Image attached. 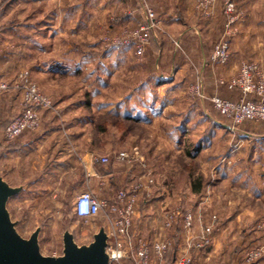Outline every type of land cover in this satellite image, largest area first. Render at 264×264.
<instances>
[{
  "label": "rangeland",
  "instance_id": "rangeland-1",
  "mask_svg": "<svg viewBox=\"0 0 264 264\" xmlns=\"http://www.w3.org/2000/svg\"><path fill=\"white\" fill-rule=\"evenodd\" d=\"M199 1L0 0V82L14 85L19 74L27 73L53 104L52 110L42 113L38 129L7 142L3 138L5 119L1 117L2 100L9 93L16 94L20 102L21 97L12 90L5 92L0 100V144L9 146L4 153L0 152V167L2 164L3 173L13 174L8 180L12 187L22 188L17 196L9 200L7 209L12 222L16 224V231L22 238L28 239L36 229H40L38 245L43 256L62 255L63 234L66 231L72 234L75 243L81 246L91 243L93 236L100 227H103V219L99 218L100 215L93 220L83 221L73 214V202L83 191L80 183L81 178L85 176V171L77 158L80 149H95L96 156L109 159L108 164L105 165L107 167L113 163L117 164L119 177L117 181H124L127 177L124 184H118L121 189H126L124 186L126 183L134 184L136 180L134 173H139V178L144 184L150 179L153 182L154 178L157 179L155 187L149 186L139 195L137 205L143 200L173 196L174 183L180 177L178 170L180 166L185 167L186 164L180 161L174 163L169 151L171 145L169 139L159 136L156 126L124 122L119 118L107 119L110 114H106L107 110L101 108L102 102L106 103L112 97L114 100L116 97L120 99L123 97L120 92L122 86L135 87L141 81L133 73L126 78L125 73L121 71L108 78L106 69L111 61L105 56L121 53L125 49L136 60L147 53H157L158 46L153 41L154 33L156 30L162 31V25L160 27L159 24L162 21L161 17H166V14H169L168 20L169 18L175 21L185 20L192 32L194 31L191 27L200 29L203 26L204 29L201 31L205 40L203 50L210 55L215 42L224 32L223 9L226 0H211L208 17L198 8ZM232 1L235 3L238 21L232 36L229 37L228 52H231L230 45L233 40L241 37L244 41L242 45L236 47V51L238 50L237 52L242 56L241 63H257L262 69L264 68V0ZM147 8L155 13L157 26L150 34L149 44L143 55L138 56L131 36L144 21ZM177 33L174 32V41L181 38ZM190 35L193 38L197 37L195 32ZM254 42L258 44H253ZM193 48L195 44L188 47L183 44L176 46L174 42L168 41L167 51L189 55L194 53ZM257 54H259L258 58H254ZM208 64H211L210 56ZM108 86L110 89H107ZM194 98L202 101L197 97ZM17 111L19 112V108ZM209 114L212 118H223L213 106ZM18 115L13 116L12 119ZM226 124L230 128L228 131H232L234 127L230 122ZM135 149L139 152L140 161L134 160L130 164L116 161L115 156L118 154L132 153ZM69 157L75 160L76 169L72 173L59 172L56 165L65 162ZM156 158L161 162L157 166H155ZM200 164H202L200 161L190 162L189 168L197 169ZM127 166L133 168L131 177L126 174L129 169ZM208 177L198 181L199 177L196 176L194 183L196 185L199 182L206 183ZM179 181L180 185L183 184L181 178ZM160 185H163L162 188ZM115 187L113 195L109 198L114 201L117 192L121 190ZM185 192L186 190L182 188L180 191L175 190V194L179 195ZM162 207L164 220L165 214L173 212L180 214L175 218L171 229H162L170 234L168 237L173 246L175 230L180 228L182 248L175 259L176 264L185 254L191 258L189 264H192L193 252L207 250L212 246V234L218 225L217 216L212 215L207 223L200 220L195 223L194 217L192 230L194 238L200 235L205 227H211L209 246L197 249L195 247L197 241L194 239L188 242L182 228L183 215L191 212L183 211L179 205ZM149 216L154 217V210H151ZM214 217L215 222H213ZM144 220L140 217V224L139 221L136 222L141 226L143 233L138 228L133 231L132 225L130 234L124 240L127 254L123 264H137L135 249L138 240L149 246L159 236L150 239L151 232L144 227ZM247 226L258 232L259 236L252 239L253 245L244 244L241 252L242 260L244 264H264L263 258L253 263H247L244 259L249 249L264 246V211L256 221L249 222ZM153 260L158 261L152 257L150 264Z\"/></svg>",
  "mask_w": 264,
  "mask_h": 264
},
{
  "label": "crops",
  "instance_id": "crops-1",
  "mask_svg": "<svg viewBox=\"0 0 264 264\" xmlns=\"http://www.w3.org/2000/svg\"><path fill=\"white\" fill-rule=\"evenodd\" d=\"M168 15L161 17L159 26L162 25V33L157 30L154 33L153 41L158 46L157 53H147L137 60L126 49L121 53L105 56L111 61L106 69L108 78L121 71L125 73L126 78L133 73L141 81L135 87L122 86L120 92L123 97H116L115 100L112 97L106 103L102 102L101 108L107 110L106 114L116 113L124 122L156 126L158 135L165 136L171 142L169 151L174 163L180 161L186 164L178 170L180 177L174 183L172 197L160 196L139 202L136 206L133 231L138 228L143 233L139 225V219L142 217L143 220L146 218L144 227L150 230L151 240L159 234L168 237L170 234L161 229L164 221L163 205H179L183 211H190L195 217V223L197 220L207 223L212 215H216L218 225L212 234V246L207 250L193 252L192 264H244L241 256L244 244L253 245L251 243L254 238L259 236L258 232L247 228V224L256 221L264 211V207H257L264 206V122H246L229 132L230 128L226 124L228 121L219 117L212 118L209 114L212 105L195 99L188 89L189 85L200 79L207 96H218L230 101L241 98L240 92L219 86L218 80H227L238 74L242 66V56L236 51V47L242 45L244 40L241 37L233 40L225 65L208 64L210 55L203 50V26L200 29L191 27L197 35L196 39L193 34L190 35L194 32L185 20H168ZM175 31L181 37L176 41ZM168 41L174 42L176 46L183 44L188 47L195 44L194 53H169ZM255 43L257 42L253 44ZM190 50L192 51L191 48ZM258 55L254 58H258ZM262 69L264 70L263 67ZM107 89H110V86ZM17 108L20 112V98L13 93L7 94L2 100L1 109V117L5 119V123L18 115ZM7 147L9 146L1 143L0 152L4 153ZM94 156L96 152L93 148L80 149V155L77 156L85 171L80 183L82 189L90 188L108 206L116 207V199L114 201L109 198L113 195L115 186L117 190L121 189L118 184H124L127 177L118 182V165L113 163L107 167L95 162ZM70 157L56 165L59 172L72 173L76 169V162ZM193 161H200L202 164L197 169L189 168L190 162ZM159 163L160 160L156 158L155 166ZM2 167L1 164L0 175L9 184L8 180L13 174L3 173ZM127 167L129 169L126 174L131 177L133 168ZM196 176L200 178L198 181L208 176L210 178L208 177L206 183L199 182L200 184L196 185ZM134 177L135 181L141 180L139 173H134ZM179 178L183 180L181 185ZM156 183L157 179L154 178V184L150 185V188L155 187ZM124 186L129 189L132 184L126 183ZM160 186L162 188L163 185ZM181 188L186 192L183 195L175 194V190L180 191ZM151 210H154L153 218L149 216ZM107 215L112 217L114 211L106 209L99 216L103 219L102 226L105 231L108 230ZM179 231L180 228L175 230L173 246L165 257L162 260H153L152 264H176L175 259L182 248Z\"/></svg>",
  "mask_w": 264,
  "mask_h": 264
},
{
  "label": "built area",
  "instance_id": "built-area-1",
  "mask_svg": "<svg viewBox=\"0 0 264 264\" xmlns=\"http://www.w3.org/2000/svg\"><path fill=\"white\" fill-rule=\"evenodd\" d=\"M211 0H200L198 8L203 15L209 16V6ZM224 23L223 35L215 42L210 54L211 64L225 65L229 59V37L234 32L238 16L235 11V3L232 0H226L223 9ZM157 26L156 16L153 10L146 9L144 21L132 32V39L135 43V53L142 56L146 46L149 44V38L152 30ZM218 85L225 87L229 91H238L242 97L230 101L218 96H207L203 83L197 79L189 87V92L193 97L202 101H208L213 108L230 124L236 128L246 122H264V72L257 63L242 64L237 75L225 80L219 79ZM15 91L21 97L22 111L12 119L3 129V138L5 141H12L26 132L35 131L41 123L42 113L53 109L51 100L44 95L37 85L28 77L27 73L19 74V77L13 84L0 82V100L1 96L8 91ZM95 162L102 165L108 164L109 159L101 156L93 157ZM116 161L130 164L134 160H141L139 152L135 149L132 153H121L115 156ZM150 179L144 184L140 179L129 189H121L116 194V207L108 206L103 200H100L91 190L87 188L78 194L73 202V214L79 220L89 221L98 217L106 209L114 211V215L106 216L107 220V246L106 253L110 264H123L126 258L125 238L130 234L133 220L136 215V206L139 195L147 190L153 184ZM180 214H165L163 230H169L173 227L175 218ZM182 228L189 241L196 240L197 249L205 248L210 243L211 227H205L200 235L194 238L192 235L194 216L191 213L183 215ZM216 218H213L215 222ZM191 245V242L189 243ZM172 247L171 240L159 234L158 238L147 245L142 240H138L135 249V261L137 264H150L152 257L162 260ZM53 257H56L55 255ZM264 259V246L253 247L245 253V261L253 263L259 259ZM191 258L185 254L179 258L178 264H189Z\"/></svg>",
  "mask_w": 264,
  "mask_h": 264
},
{
  "label": "water",
  "instance_id": "water-1",
  "mask_svg": "<svg viewBox=\"0 0 264 264\" xmlns=\"http://www.w3.org/2000/svg\"><path fill=\"white\" fill-rule=\"evenodd\" d=\"M21 187L10 186L0 175V264H110L106 253L107 233L101 227L87 245H77L68 231L63 234V251L58 257L43 256L38 245L40 229L28 239L16 231L7 205Z\"/></svg>",
  "mask_w": 264,
  "mask_h": 264
},
{
  "label": "trees",
  "instance_id": "trees-1",
  "mask_svg": "<svg viewBox=\"0 0 264 264\" xmlns=\"http://www.w3.org/2000/svg\"><path fill=\"white\" fill-rule=\"evenodd\" d=\"M109 118H118L117 116H116V113H112V114H110V116L107 118V119H109ZM11 121V120H10ZM10 121L9 122H7V123H4V128L10 123ZM3 128V129H4ZM99 166V168L101 169V166L100 165H98Z\"/></svg>",
  "mask_w": 264,
  "mask_h": 264
}]
</instances>
